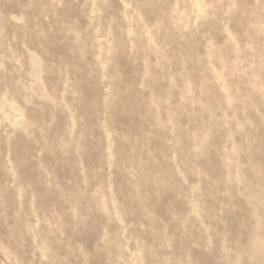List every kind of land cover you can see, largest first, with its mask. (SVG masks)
Here are the masks:
<instances>
[{
  "label": "rangeland",
  "instance_id": "1",
  "mask_svg": "<svg viewBox=\"0 0 264 264\" xmlns=\"http://www.w3.org/2000/svg\"><path fill=\"white\" fill-rule=\"evenodd\" d=\"M261 144L264 0H0V264H232Z\"/></svg>",
  "mask_w": 264,
  "mask_h": 264
},
{
  "label": "bare ground",
  "instance_id": "2",
  "mask_svg": "<svg viewBox=\"0 0 264 264\" xmlns=\"http://www.w3.org/2000/svg\"><path fill=\"white\" fill-rule=\"evenodd\" d=\"M78 91H80V90H78ZM128 95L129 94H127L126 97ZM126 97H125V99H126ZM136 100L138 101L139 99L137 98ZM137 108L139 109V111L144 112L140 105H137ZM146 120H147V122L151 121L150 118H146ZM93 124H96V122L94 121ZM203 124L204 123H202V125ZM125 130H127V128ZM133 131L134 130H127L126 132L129 134H133ZM97 141H98V139L95 138V140L93 142L97 143ZM17 142H21V141L19 140V141H16V143ZM99 142H100V138H99L98 143ZM81 144L84 146V148L88 147L90 145L89 139H88V142H87L86 138L81 140ZM161 153H163V152H161ZM258 153L261 155V160H262V158L264 157V144H261L258 148L253 147L250 149V154L253 158H255L256 165L260 166L262 163L264 164V162L259 159L260 155H258ZM82 157H83L85 163H89L91 161L88 158L89 155L85 154V152L82 154ZM159 158H160V156H159ZM163 160H166V159L164 158ZM131 162L134 164H141V162H139V160L137 159V155L131 159ZM144 162H145V160H144ZM160 162L162 163V161H160ZM144 166H146V165H144ZM147 168H149V167H147ZM159 168L160 169L155 173L156 174L155 176L157 177L158 180H161L164 182V185L166 188L165 190L167 192H172V191L176 190V187L172 185V179H171V174H170L171 172L169 171L165 162H163L162 165L160 164ZM260 172L264 175V167H261ZM140 177L143 179H146V180L149 179V175H145L144 171L140 173ZM257 180H258V182H257ZM142 184H144V183L141 181V186H142ZM246 189H247L246 190L247 196L250 197V199H248L249 205H251L253 207L252 210L247 211V215L245 218L241 217V215H238L235 219L230 218L226 222L229 233L232 235V238H231L230 244H229L232 246V248H231L232 249V254H231L232 264H264V239L262 242L258 241V238L260 236L262 238H264V236H263L264 225L262 222L264 210L262 207V200H261L262 194H264V178L259 177V179H255V178L253 179L250 176L248 178V181H247ZM204 190L206 193L205 195L211 194V195H213V197L215 196V192L213 189H210V188L208 189L206 187ZM233 198L234 197H230L228 200H225V207L223 208V210H225L226 212H228V210L231 208V201ZM236 203H235V205H236ZM214 207L217 208V203H214L212 205V207L211 206H208V207L205 206L207 216H210L209 220L210 219L213 220V218L210 214V211ZM181 209L183 210L182 207H181ZM0 225H1V223H0ZM258 225L260 226L259 228H258ZM213 226H214V222H213ZM261 229H262V234H261ZM250 256L253 258L252 263L249 262ZM194 260H195L196 264H210V262H208V260H206L204 257L200 258V256H198V257L195 256Z\"/></svg>",
  "mask_w": 264,
  "mask_h": 264
}]
</instances>
